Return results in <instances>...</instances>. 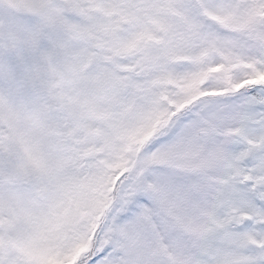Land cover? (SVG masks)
Segmentation results:
<instances>
[{
  "label": "snow or ice",
  "instance_id": "1",
  "mask_svg": "<svg viewBox=\"0 0 264 264\" xmlns=\"http://www.w3.org/2000/svg\"><path fill=\"white\" fill-rule=\"evenodd\" d=\"M0 264H264V0H0Z\"/></svg>",
  "mask_w": 264,
  "mask_h": 264
}]
</instances>
